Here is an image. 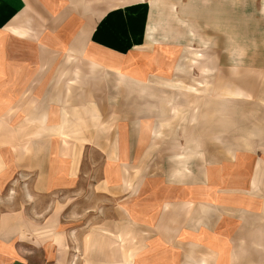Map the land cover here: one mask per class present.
Returning a JSON list of instances; mask_svg holds the SVG:
<instances>
[{
    "label": "crops",
    "instance_id": "crops-1",
    "mask_svg": "<svg viewBox=\"0 0 264 264\" xmlns=\"http://www.w3.org/2000/svg\"><path fill=\"white\" fill-rule=\"evenodd\" d=\"M149 19L0 0V264H264V75L225 88L202 57L181 87L194 61L148 47Z\"/></svg>",
    "mask_w": 264,
    "mask_h": 264
},
{
    "label": "rangeland",
    "instance_id": "rangeland-1",
    "mask_svg": "<svg viewBox=\"0 0 264 264\" xmlns=\"http://www.w3.org/2000/svg\"><path fill=\"white\" fill-rule=\"evenodd\" d=\"M150 11L148 47L175 52L179 59L191 62L194 78L181 75L178 85L200 87L199 59L219 58L227 71L225 88L256 87L264 75V0H144ZM174 55V54H173ZM172 55V56H173ZM198 61V62H196ZM183 64V62H182ZM212 65L210 64V67ZM254 73V74H253ZM256 75L258 78H256ZM241 78V80H232ZM8 135L7 131L1 132ZM16 195V193H12ZM22 194V193H21ZM8 191L3 196L13 200ZM19 195V193H18ZM67 196L63 197L65 200ZM0 207V215L8 212ZM4 219H0L3 221ZM40 221V220H39ZM4 227L7 224H2ZM37 229L41 225L36 226ZM70 244L72 240H68ZM22 257L35 255L19 248ZM41 251L38 252L40 255Z\"/></svg>",
    "mask_w": 264,
    "mask_h": 264
}]
</instances>
